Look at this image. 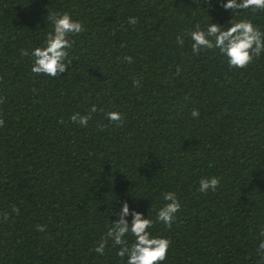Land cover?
Here are the masks:
<instances>
[{"label": "trees", "instance_id": "trees-1", "mask_svg": "<svg viewBox=\"0 0 264 264\" xmlns=\"http://www.w3.org/2000/svg\"><path fill=\"white\" fill-rule=\"evenodd\" d=\"M223 2L0 0V264H126L106 236L123 201L168 239L162 264H264V52L230 67L187 35L231 19L264 33V7ZM47 10L83 26L55 77L31 72ZM167 192L170 226L156 219Z\"/></svg>", "mask_w": 264, "mask_h": 264}, {"label": "clouds", "instance_id": "clouds-1", "mask_svg": "<svg viewBox=\"0 0 264 264\" xmlns=\"http://www.w3.org/2000/svg\"><path fill=\"white\" fill-rule=\"evenodd\" d=\"M253 5L257 8L264 7V0H224L221 4L225 10L231 9L237 13ZM46 17L51 23V31L46 34L42 46L31 50V72L36 75L55 77L66 71V58L69 55L68 50L72 47L70 34H79L83 31V26L79 21L73 20L67 12L58 13L47 10ZM128 22L135 24L136 19L130 17ZM187 35L192 41L193 53H198L201 48L218 49L219 53L227 58L230 67L242 68L264 52V33H261L248 20L233 22L231 19L227 26L210 22L204 29L196 25ZM177 42L181 45L184 43L180 37L177 38ZM22 54L28 55L27 52ZM125 59L131 62V57H125ZM134 83L137 82L134 81ZM96 110L95 106L90 109L91 112ZM191 115L193 118L198 117V110L193 109ZM89 118L79 113H74L70 117L73 122L81 126H86ZM107 118L110 121H116L120 119V116L116 112H109ZM218 184L219 178L215 176L202 178L199 181L198 191H214ZM163 200L167 203L158 210L156 219L170 226L181 205L172 192L164 193ZM120 203L122 206L119 209V219L111 221V226L106 233L107 238H110L114 245L120 246L117 255L122 258L127 257L126 264H162L169 247L168 239L152 236L149 229L153 221L135 208L130 209L127 201ZM128 217L131 219H127ZM37 230L44 231V228L37 226ZM128 233L134 237L131 245L126 239ZM105 242L102 239L95 248L97 253L103 254ZM258 251L264 252V242L259 243Z\"/></svg>", "mask_w": 264, "mask_h": 264}]
</instances>
